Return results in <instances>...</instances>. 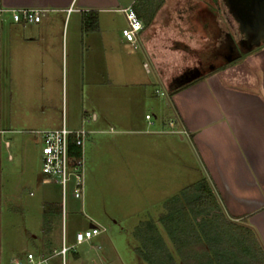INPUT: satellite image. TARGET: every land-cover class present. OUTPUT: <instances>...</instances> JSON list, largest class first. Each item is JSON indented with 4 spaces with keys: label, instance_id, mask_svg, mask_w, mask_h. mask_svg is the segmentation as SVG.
<instances>
[{
    "label": "rangeland",
    "instance_id": "obj_1",
    "mask_svg": "<svg viewBox=\"0 0 264 264\" xmlns=\"http://www.w3.org/2000/svg\"><path fill=\"white\" fill-rule=\"evenodd\" d=\"M96 2L100 3L72 0L69 11L44 12V20L39 23L0 24L3 29L17 28L28 35L37 33L43 25L51 29L47 38L40 35L4 44L0 127L10 132L0 137V264L27 251L49 256L50 264H61V255L54 251L59 250L62 240L71 245L63 264H148L134 251L139 243L132 232L139 221L152 219L167 241L157 220L162 204L142 205L146 200L141 201V196L125 184L116 183L114 173L128 167L117 162L113 153H99L98 138L91 144L87 140L84 147L86 203L82 205V197L70 194V183L62 203L60 185L41 180V131L59 125L63 118L70 128L82 125L87 130L101 131L105 126L99 110L115 101L135 109L139 128L151 127L144 120L147 112L155 127L170 129L171 193L166 200L200 178L198 174L195 177V171H199L195 169L194 154L188 152L191 137L184 133L179 139L174 125L169 124L176 107L172 89L197 69L202 72L199 77L209 75L212 71L206 70L225 54L235 58L220 67L229 65L233 73L242 69V61L248 59L245 68L252 74L242 72L250 81L256 78L254 70L264 69L262 59L261 68L260 63L253 66L249 62L264 42L244 51L243 38L222 0H118L107 10L96 7ZM128 6L134 12L136 8L142 11L145 26L158 14L155 29L162 30L149 36L156 63L159 62L154 68L164 72L169 88L157 79L144 46L136 43L132 47L121 40L126 20L119 9ZM89 10L98 14L95 31L90 33L84 28L86 15H93ZM88 22L87 28L95 24L93 17ZM242 72L234 75L241 78ZM186 84L190 82L180 89ZM116 92H121L122 97L115 98ZM129 92L137 93L139 98H129ZM93 113H97V120H87ZM97 133L103 134L95 131L90 135ZM2 139L9 141L11 160L6 158ZM95 142L98 144L92 147ZM86 177L93 182L89 188ZM43 200L57 203L58 213H43ZM90 222L102 230L87 241L75 243V232ZM173 255L174 264H182L174 252Z\"/></svg>",
    "mask_w": 264,
    "mask_h": 264
},
{
    "label": "crops",
    "instance_id": "obj_2",
    "mask_svg": "<svg viewBox=\"0 0 264 264\" xmlns=\"http://www.w3.org/2000/svg\"><path fill=\"white\" fill-rule=\"evenodd\" d=\"M1 1L10 6H35L44 8L45 12H58L67 10L72 0ZM99 2H96L98 4L96 7L107 10L118 0H99ZM139 12L138 18L142 20V28L137 33L136 43L144 46L150 64L154 68L159 62L156 63V56L152 50V36L149 35L162 30L155 29L158 14L151 17L148 25L145 26L142 11ZM43 17L39 22L44 20ZM49 30H51L49 27L43 25L37 33L28 35L17 28L0 27V63L3 64L6 60L5 42L10 43L17 39L33 40L40 35L47 38ZM88 31L90 33L95 30ZM121 40L125 41L122 35ZM130 46L135 47L131 43ZM259 49L261 50L258 54L252 55V61H249L253 66L259 65L260 59L264 64V46ZM242 62V69L238 72L233 73V67L225 65L213 70L209 75L197 78L185 88L180 89L183 84L176 85L173 88L177 103H175L176 107L173 106L174 127L179 133V139H183L182 131L191 137L188 145L191 149H188V152L190 150V153L194 154L195 169L199 171H195V177L199 175V179L207 180L225 212L237 221L243 220L244 224L251 227L264 250V69L260 63L259 68L262 69L254 70L256 78L250 81L247 79L249 77L245 76L246 71L247 74H252V71L249 72L245 68L249 65L248 59ZM154 71L157 79L165 88H169L168 79L166 80L162 75L164 72H159L155 68ZM239 72H242L241 78L234 75L237 73L239 75ZM121 94L116 92L115 98L122 97ZM129 94L131 99L139 98L135 92ZM113 103L116 105L112 106ZM113 103L108 108L99 110L105 129L88 130L83 152L87 140H90L91 144L98 138L96 141L100 144L99 153H113L117 162H124L128 167L126 170L114 173L116 183L125 184L137 196H141V201L146 200L142 205H161L165 197L171 193L170 129L155 127L151 116L149 119L145 118L147 112L144 113V120L148 127H151L139 128L140 126L135 122V109L132 106L123 107L117 101ZM97 117V113H93L92 117L86 119L92 118L94 121ZM63 122L65 123L64 118L59 125L53 124L45 130L60 127ZM95 131L103 134L97 133L91 136L90 134ZM7 132L10 130H5V133ZM87 180L86 185L89 188L93 182L89 177H86ZM84 192L85 188L82 205L87 201ZM49 202L52 201L43 200L42 205Z\"/></svg>",
    "mask_w": 264,
    "mask_h": 264
},
{
    "label": "trees",
    "instance_id": "obj_3",
    "mask_svg": "<svg viewBox=\"0 0 264 264\" xmlns=\"http://www.w3.org/2000/svg\"><path fill=\"white\" fill-rule=\"evenodd\" d=\"M91 13L84 18L85 30L97 26V13ZM135 14H140L137 8ZM92 17L96 25L87 28ZM57 205L44 203L43 213H58ZM162 206L157 220L168 242L152 219L139 221L132 232L139 243L134 251L148 264H174L173 252L182 264H264L255 232L225 212L205 178L184 186Z\"/></svg>",
    "mask_w": 264,
    "mask_h": 264
},
{
    "label": "built area",
    "instance_id": "obj_4",
    "mask_svg": "<svg viewBox=\"0 0 264 264\" xmlns=\"http://www.w3.org/2000/svg\"><path fill=\"white\" fill-rule=\"evenodd\" d=\"M71 8L68 7L67 11ZM126 20V25L121 28L123 38L136 46V36L142 28V22L131 9L130 6L120 9ZM46 10L42 7L35 6H10L3 4L0 0V24L7 21L13 23H36L39 22ZM150 115L145 114V118L149 119ZM170 125H174V119L169 121ZM5 130L0 127V137ZM185 133V131H182ZM88 130L82 125L78 128H70L63 122L60 127L41 131V149H40V170L43 182H54L59 184L62 192V203L67 191V185L70 183V194L74 198H80L83 195L84 180V152L83 145ZM3 148L6 152V158L12 159L10 144L7 139H2ZM101 227L93 224L83 230H78L74 234L75 243H81L89 240L92 236L101 231ZM71 248L62 240L59 250L54 254L61 255V264H63V256L65 252ZM6 264H50L49 256L35 254L27 251L23 256L11 258Z\"/></svg>",
    "mask_w": 264,
    "mask_h": 264
},
{
    "label": "water",
    "instance_id": "obj_5",
    "mask_svg": "<svg viewBox=\"0 0 264 264\" xmlns=\"http://www.w3.org/2000/svg\"><path fill=\"white\" fill-rule=\"evenodd\" d=\"M230 9L233 10V16L238 22L239 31L247 33V38L244 41V51L249 50L250 46H254L264 42V0H225ZM253 32H259V36L253 39ZM251 35H250V34ZM258 34V33H257ZM235 55H223L222 60L217 63H212L206 71L210 72L214 69L232 61ZM202 72L196 70V73L185 79L183 84L188 83L198 78ZM92 223H90V226Z\"/></svg>",
    "mask_w": 264,
    "mask_h": 264
},
{
    "label": "flooded vegetation",
    "instance_id": "obj_6",
    "mask_svg": "<svg viewBox=\"0 0 264 264\" xmlns=\"http://www.w3.org/2000/svg\"><path fill=\"white\" fill-rule=\"evenodd\" d=\"M222 2H223V4L225 5V7H226V9H227V11L229 12V14L231 15V17L233 18V21L236 23V25H237V29H238V32L240 33V35H241V37L243 38V40H246V38H247V33H245L244 31L243 32H240L239 31V24H238V22L235 20V18H234V16H233V10L232 9H230L229 8V6L226 4V2H225V0H222ZM258 33V34H257ZM250 34V33H249ZM252 34V35H251ZM250 35L251 36H253L252 38L253 39H256V37H258L259 36V32H253V33H251Z\"/></svg>",
    "mask_w": 264,
    "mask_h": 264
}]
</instances>
